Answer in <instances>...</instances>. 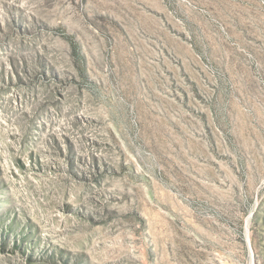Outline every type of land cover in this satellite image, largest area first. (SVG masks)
<instances>
[{"label":"rangeland","instance_id":"rangeland-1","mask_svg":"<svg viewBox=\"0 0 264 264\" xmlns=\"http://www.w3.org/2000/svg\"><path fill=\"white\" fill-rule=\"evenodd\" d=\"M0 264H264V0H0Z\"/></svg>","mask_w":264,"mask_h":264}]
</instances>
